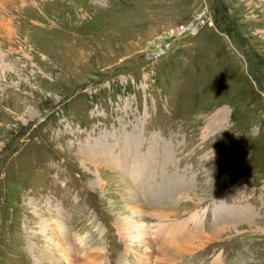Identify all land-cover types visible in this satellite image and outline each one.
Listing matches in <instances>:
<instances>
[{"label": "rangeland", "instance_id": "obj_1", "mask_svg": "<svg viewBox=\"0 0 264 264\" xmlns=\"http://www.w3.org/2000/svg\"><path fill=\"white\" fill-rule=\"evenodd\" d=\"M7 22L0 264H264V0H0Z\"/></svg>", "mask_w": 264, "mask_h": 264}, {"label": "bare ground", "instance_id": "obj_2", "mask_svg": "<svg viewBox=\"0 0 264 264\" xmlns=\"http://www.w3.org/2000/svg\"><path fill=\"white\" fill-rule=\"evenodd\" d=\"M10 24L8 22L7 23L0 24V26H2V27L6 26L4 28L6 29L5 32H6V35H7V39L8 40H10V37H11L10 36V33H11L10 32ZM139 216H140V219L138 220V222H137L136 219L128 218V219H125L124 220L122 226L120 227L121 228L120 233L124 237V241H125L126 247H127V249H130V250L131 249L133 250V248L135 247V243L136 242H139V241L140 242H146L149 245H153L152 244V240L150 239L149 233H147L146 228H144V226L141 223V221L143 220L142 217H141L142 215H139ZM153 217H155V218H157V217L160 218L161 217L160 219H164L165 218L164 215H156V216L153 215ZM158 225H160V224L159 223L156 224V226H158ZM164 226L165 225H163V229L161 228V230H163V231L165 230V227ZM159 231H155L153 233L154 240L156 242L158 241L157 239H159V235H160L159 234ZM166 245L167 244H162V246L159 248L158 257H160V259H161L160 261H162V262H157V264L158 263H160V264H170V261L172 260L170 258V256L168 255V252H167L168 246L167 247H164ZM72 251H73L72 249H68V248L64 250V254L66 253L65 254L66 255V258H67L66 260L69 259L68 261H70L71 263H72V260L70 259V256L72 255ZM78 251L81 253L82 252V248H79ZM92 254L93 253H90L89 255L87 254V256L90 257L91 263L92 264H101L102 263V259H103L102 258L103 257L102 254L100 252H96V251L94 252L93 255ZM90 255H92V256H90ZM85 259H88V257H86ZM158 261H159V259H158ZM73 262H74V260H73Z\"/></svg>", "mask_w": 264, "mask_h": 264}, {"label": "water", "instance_id": "obj_3", "mask_svg": "<svg viewBox=\"0 0 264 264\" xmlns=\"http://www.w3.org/2000/svg\"><path fill=\"white\" fill-rule=\"evenodd\" d=\"M229 20L233 21V19L229 18ZM234 26H236L235 23H233ZM258 80V79H257ZM262 87L264 88V86L262 85Z\"/></svg>", "mask_w": 264, "mask_h": 264}]
</instances>
